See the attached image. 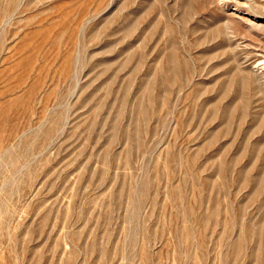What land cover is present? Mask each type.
Returning a JSON list of instances; mask_svg holds the SVG:
<instances>
[{"label": "rangeland", "instance_id": "1", "mask_svg": "<svg viewBox=\"0 0 264 264\" xmlns=\"http://www.w3.org/2000/svg\"><path fill=\"white\" fill-rule=\"evenodd\" d=\"M225 2L0 0V264H264V0Z\"/></svg>", "mask_w": 264, "mask_h": 264}, {"label": "bare ground", "instance_id": "2", "mask_svg": "<svg viewBox=\"0 0 264 264\" xmlns=\"http://www.w3.org/2000/svg\"><path fill=\"white\" fill-rule=\"evenodd\" d=\"M219 1H223V2H224L223 4H225V3H226L225 1H227V0H219ZM260 6L262 7L263 5L258 4V7H260ZM253 18H254L255 20H256V19H258V20H259V19H260V20H263V18H261L260 16H257V15H254ZM257 61H258V60H257ZM259 61H262V60H259ZM255 63H256V62H255ZM261 66H262V65H261ZM263 66H264V65H263ZM256 68H257V70H258V69L260 70V69H262L263 67L257 66ZM259 70H258V71H259Z\"/></svg>", "mask_w": 264, "mask_h": 264}]
</instances>
